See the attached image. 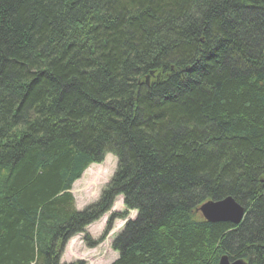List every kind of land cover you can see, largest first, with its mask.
<instances>
[{
	"label": "trees",
	"instance_id": "16d2710c",
	"mask_svg": "<svg viewBox=\"0 0 264 264\" xmlns=\"http://www.w3.org/2000/svg\"><path fill=\"white\" fill-rule=\"evenodd\" d=\"M117 197L111 264H264V0H0V264H61Z\"/></svg>",
	"mask_w": 264,
	"mask_h": 264
},
{
	"label": "rangeland",
	"instance_id": "374dc122",
	"mask_svg": "<svg viewBox=\"0 0 264 264\" xmlns=\"http://www.w3.org/2000/svg\"><path fill=\"white\" fill-rule=\"evenodd\" d=\"M116 169L117 158L113 154H107L102 163L90 166L72 187L75 209L83 210L99 200ZM124 211L123 199L117 197L109 213L88 226L86 233L78 234L68 241L60 258L61 264L77 261L84 264H111L115 261L119 254L112 248V243L122 231L126 220H115L111 230L107 231L108 221L113 213L122 214ZM135 215V212H131L128 218L133 219ZM88 241L100 243H96L94 248H89Z\"/></svg>",
	"mask_w": 264,
	"mask_h": 264
},
{
	"label": "water",
	"instance_id": "95a60500",
	"mask_svg": "<svg viewBox=\"0 0 264 264\" xmlns=\"http://www.w3.org/2000/svg\"><path fill=\"white\" fill-rule=\"evenodd\" d=\"M203 219L209 223H231L238 226L245 216L244 208L234 199L228 197L220 201H209L199 208ZM219 264H248L243 259L230 260L222 256Z\"/></svg>",
	"mask_w": 264,
	"mask_h": 264
}]
</instances>
